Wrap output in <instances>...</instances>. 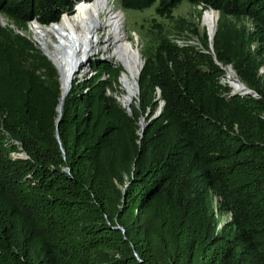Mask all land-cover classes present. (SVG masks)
Returning a JSON list of instances; mask_svg holds the SVG:
<instances>
[{"label":"trees","instance_id":"obj_1","mask_svg":"<svg viewBox=\"0 0 264 264\" xmlns=\"http://www.w3.org/2000/svg\"><path fill=\"white\" fill-rule=\"evenodd\" d=\"M181 1L119 0L171 20ZM187 1L218 11L213 52L181 17L182 44L152 24L131 110L96 59L56 122L58 71L27 31L74 3L0 0V264H264V0Z\"/></svg>","mask_w":264,"mask_h":264},{"label":"bare ground","instance_id":"obj_2","mask_svg":"<svg viewBox=\"0 0 264 264\" xmlns=\"http://www.w3.org/2000/svg\"><path fill=\"white\" fill-rule=\"evenodd\" d=\"M112 12L113 9L103 0L87 1L78 5L72 14L63 15L59 22L45 27L33 22L30 30L45 55L58 67L62 91L74 68H77L78 75L85 74L94 48L102 42L96 40V37L100 32L108 31L106 51H115V55L124 63L119 100L130 111L138 97L136 82L143 61L139 50L122 33L121 15L111 16ZM215 22L216 12L212 9L205 10L202 24L209 33L214 30ZM52 36L58 37V41L49 43L48 38ZM226 75L234 91H245L231 68H227Z\"/></svg>","mask_w":264,"mask_h":264},{"label":"rangeland","instance_id":"obj_3","mask_svg":"<svg viewBox=\"0 0 264 264\" xmlns=\"http://www.w3.org/2000/svg\"><path fill=\"white\" fill-rule=\"evenodd\" d=\"M87 1L94 2L97 0H71V2H73L74 4L70 8L71 10L69 9L70 10L69 11L67 9L68 11L65 13L67 15L73 13L75 11V8L78 5H80L81 3L87 2ZM103 1L108 3V6L110 9H113L114 14L112 12L111 16H117L119 14L121 15L122 33H123V35H126L128 41L130 43H132V45L139 50L140 55H141V61H143V57H142L143 53L146 51V48L151 44V42H150L151 33L149 32V27H151L152 24H155V23L160 24L161 27L165 28V30L167 32H169L168 34L170 35V37L174 38V40L177 43H181V44L184 43L185 40L177 37L176 32L178 30L173 29V27L175 25L174 19L181 17V18L187 20L188 22L194 23V25L196 26L200 35L202 34L203 31L207 32V28L202 24V16H203V12L205 10L202 9V7L200 5H193L187 0H182L181 3L178 4L173 9V11H172V15L174 17L173 20H171V18L161 17V16L157 15L156 11H155V5H152L151 7H149L148 9H145L143 11H138V10H128V9L122 8L119 0H103ZM208 9L210 10V8H208ZM65 13H64V15H65ZM101 20L103 21L104 19L102 18ZM0 21H1V23L3 22L2 24L5 23V19L2 17H0ZM32 23H33V21H31L29 23V26H28L29 28H28L27 34L34 40V42L40 48L39 44L34 39V35H33L32 31L30 30V25ZM153 29H155V28H153ZM185 34L189 35V32H186ZM96 38H98L96 40H101L102 42L94 48L93 55L90 56L91 58H89V60L87 62L88 63L87 64L88 72L91 71L90 70L91 61L96 60V59H100L102 61L108 62L112 69H121V73L119 76V93L121 94L122 89H121V84H120V78L122 75V71H124V63L122 62L121 59H119L115 55V51H106L107 41L109 39V32L108 31L100 32V34ZM57 41H58V37H56V36H52V37L48 38L49 43H54ZM191 42L194 44H197L199 46V41H198L197 37L191 36ZM225 71L227 74V69ZM88 72L86 73V71H85V74H83L81 76L78 75V78L83 79L85 76H88ZM236 78H237V76H236ZM58 79H59V82L61 83L59 72H58ZM222 80L224 83H228L231 86V82L227 78V75H225V77ZM231 87H232V91H233V86H231ZM120 94H118V98H119ZM136 104L138 105V103H136ZM144 119H146V116H144ZM142 120H143V118L140 120L139 124L141 123ZM144 123H145V120H144ZM228 220H229V214L226 213L222 217V221L220 223V226L225 221H228Z\"/></svg>","mask_w":264,"mask_h":264},{"label":"water","instance_id":"obj_4","mask_svg":"<svg viewBox=\"0 0 264 264\" xmlns=\"http://www.w3.org/2000/svg\"><path fill=\"white\" fill-rule=\"evenodd\" d=\"M210 9H212V8H210ZM212 10H214V9H212ZM215 12H216V22H215V26H214V30L212 31V33H209L208 32V30H207V34H208V37H209V48H210V50L213 52V43H212V40H213V37H214V34H215V32H216V25H217V19H218V16H219V13H218V11H216V10H214ZM1 22V21H0ZM3 23V22H2ZM44 53V52H43ZM45 54V53H44ZM52 62V61H51ZM53 63V62H52ZM53 65L56 67V69H57V71L59 72V70H58V67L53 63ZM143 67V64H142V66H141V68ZM227 68H231L232 69V71L234 72V74L236 75V73H235V70L232 68V66L231 65H228V66H226L225 67V69H227ZM141 70V69H140ZM78 70H77V68H74L73 70H72V72L69 74V76H68V81H67V84H66V86H65V88L63 89V91H62V87H61V83H60V90H61V97H60V101H59V103H58V106H57V110H58V117H57V120H56V122H58V120H59V118H60V111H61V107H62V103H63V99H64V97H65V95L68 93V91H69V89H70V87H71V84H72V81H73V79L74 78H76V77H78ZM90 72H88V74H89ZM139 76H140V71H139V73H138V79H139ZM138 79H137V82H136V86H137V92L139 93V84H138ZM238 80L241 82V84H242V86L245 88V91H243V92H236V91H232V94H240V95H242V96H245V95H255V93H253L252 92V90L250 89V88H248L239 78H238ZM232 86V85H231ZM159 95H160V90H158V97H159ZM116 98H117V100L120 102V100H119V98H118V96H116ZM120 104L124 107V105L120 102ZM163 104H164V101H160V103H159V106H158V108H157V110L155 111V113H154V115H153V117H156V116H158L159 114H160V112H161V110H162V106H163ZM126 110L128 111V109L126 108ZM144 118H143V120L141 121V123H140V129H141V131H140V135L142 136L143 135V128H144V126L146 125V121H145V123H144ZM57 137H58V135H57ZM58 140H59V138H58ZM63 151V153H64V150H62ZM19 156H24V153L23 152H21V153H19ZM66 171H67V169H65Z\"/></svg>","mask_w":264,"mask_h":264},{"label":"clouds","instance_id":"obj_5","mask_svg":"<svg viewBox=\"0 0 264 264\" xmlns=\"http://www.w3.org/2000/svg\"><path fill=\"white\" fill-rule=\"evenodd\" d=\"M90 70H91V65H90ZM88 72V69L86 70V73ZM90 74V73H89Z\"/></svg>","mask_w":264,"mask_h":264}]
</instances>
